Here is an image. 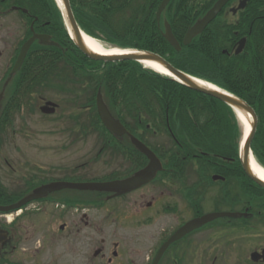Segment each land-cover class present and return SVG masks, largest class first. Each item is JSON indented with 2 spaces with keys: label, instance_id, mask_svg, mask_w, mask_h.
Returning a JSON list of instances; mask_svg holds the SVG:
<instances>
[{
  "label": "flooded vegetation",
  "instance_id": "1",
  "mask_svg": "<svg viewBox=\"0 0 264 264\" xmlns=\"http://www.w3.org/2000/svg\"><path fill=\"white\" fill-rule=\"evenodd\" d=\"M31 2L0 0V118L5 119L6 130L10 126L16 127L18 117L23 118L33 111V78H17L21 70L13 73L23 44L34 32L48 34L44 27L43 31L35 27V17L23 6H30ZM239 3L240 0L227 4L222 17L232 16L238 20L241 11L235 13L233 8ZM35 45L33 51L49 49V45L38 40ZM30 51L32 47L28 53ZM48 101L51 100L44 99L41 106ZM57 105V109L61 108L60 104ZM80 112L81 109H77L62 117L68 120L74 131H80L84 126ZM92 123L86 121L88 128L107 132V136L101 135V141L95 144L94 162L97 166L94 172L83 173L84 166L81 165L58 179H47L43 184L121 181L146 168L149 159L129 134L116 135L107 128L98 127V122H94L96 126H91ZM126 128L144 141L142 128ZM146 144L163 165L151 181L125 193L66 188L29 205H54L58 210L62 222L50 241L54 242L56 235L64 234L60 238L70 240L73 243L70 246L74 245L76 249L89 246L95 235L111 228L114 237L101 240V247L94 250L95 259L106 258V264H153L168 239L191 221L210 214L247 212V216L214 218L187 232L162 252L158 264H264V201L261 200L264 188L246 173L242 174L241 161L239 166L234 158H166L167 154L177 155L179 151L173 153L171 144L168 148H165L168 145L158 143ZM199 166L201 169L197 173ZM243 188L246 195H251H243ZM245 197L248 199H243ZM15 220L16 217L10 220L0 210V230L9 232V238L0 241V264H34L32 258L17 253L19 239L13 235ZM243 231L249 233L246 239L249 237L250 241L259 242H252L255 247L249 252H245L235 239L236 234ZM130 240L141 246L145 244L146 248Z\"/></svg>",
  "mask_w": 264,
  "mask_h": 264
},
{
  "label": "trees",
  "instance_id": "2",
  "mask_svg": "<svg viewBox=\"0 0 264 264\" xmlns=\"http://www.w3.org/2000/svg\"><path fill=\"white\" fill-rule=\"evenodd\" d=\"M70 1L85 33L117 47L159 54L177 69L246 101L258 116L251 150L264 167V0H251L236 22L229 23L218 16L189 46L183 45L188 28L217 0H172L165 16L182 45L181 51L164 38V28L157 23L156 12L162 0ZM32 4L23 6L38 18L35 27L41 31L44 27L59 47L49 46L47 51L37 52L33 51L34 45L17 78H33L34 89L53 79H63L61 88L73 83L83 84L84 89L87 80L94 83L92 79H96L92 96L81 98V109L94 110L97 115L95 99L103 88L110 110L126 126L142 128L146 143H151L149 135H162L185 157H197L200 151L210 157L234 158L240 164L244 131L232 107L138 62L89 59L69 36L56 0H32ZM243 37L247 38L246 47L236 55L235 47ZM174 156L177 155L165 157ZM38 185L33 183L25 194H16L2 187L0 181V202H17Z\"/></svg>",
  "mask_w": 264,
  "mask_h": 264
},
{
  "label": "rangeland",
  "instance_id": "3",
  "mask_svg": "<svg viewBox=\"0 0 264 264\" xmlns=\"http://www.w3.org/2000/svg\"><path fill=\"white\" fill-rule=\"evenodd\" d=\"M196 1L198 3L201 0ZM171 2L172 0L169 5ZM31 5H33L32 2ZM172 7L175 6L173 5ZM167 8L163 11L160 21H158V7L156 19L159 26L165 28V24H169L172 29V24L165 16ZM37 19L35 17V20ZM226 19L229 22L235 21L232 16ZM99 41L107 47H114V45L104 40ZM101 67L103 68V65ZM67 80L70 81L69 79ZM95 80L92 79L94 83H89V80H87L88 84H86L84 89L82 87L83 84L73 86V83L70 82H68L70 83L68 84L69 87L61 88L60 85L63 83V79L42 82L33 89V111L23 118L18 117L17 122H15L17 123L15 124V128L10 126L6 130L4 128L5 119L0 118V180L2 187L4 186L9 192L21 194L25 191L27 192L33 183L43 184L47 179H58L77 166H84V169L81 170L83 173L94 172V167L97 166L94 162L95 144L101 141V135L107 136V132L105 130H97L96 128H88L86 121L88 124L93 122L91 126H96L94 122H98V127L104 128V125L100 116H97L98 114L96 115L94 110L81 109L80 100L83 96H92L95 89ZM77 81L81 83V80ZM102 91L100 89L99 92L102 93V97L105 100ZM44 99L51 100L55 104H60L61 108L57 109V105L53 113H44L40 108L41 102ZM69 99L70 101L67 102ZM96 99L95 103L97 107ZM77 109H81L82 126L84 125L80 131L70 129L68 120L62 119L63 114L71 115L70 113L75 112ZM148 137L151 143H158L161 146L168 145L165 148H168L172 143L165 140L162 135H149ZM242 141L240 142V152ZM173 146L171 144V147ZM175 151H179V153L173 158L185 157L180 149L177 148ZM198 153V156L194 157L198 158V160H216L218 158L216 156L210 157L207 154H201L200 151ZM200 167H198L197 173L201 169ZM243 172L245 173V170ZM234 183L236 184V182ZM240 184L242 187L243 182L240 181L239 186ZM242 190L243 195H246L247 191L245 188ZM256 190L258 191L259 189L256 188ZM249 195L251 194L249 193ZM249 195L246 196L248 197ZM243 199L248 198L245 197ZM261 200L264 201V197ZM31 208L34 211L28 212ZM38 208L40 210L36 211ZM28 210H25L26 213L19 217L14 212L7 214L10 220L16 217L13 235L19 239L18 255L27 256L28 259L32 258L34 264H106V258H94V250L101 247L102 239L114 237L111 228L95 235V238L88 244L89 246L83 245L75 249L74 245L70 246V244H73L72 242L70 243V240L66 241L60 238L64 234H58L56 235L57 240L54 242L50 241L55 236L54 234L57 233V229L62 222L59 212L54 205L45 206L44 204H39L34 207L30 206ZM70 225L73 228V224ZM246 236H249V233L243 231L236 234V238H234L237 239L238 244L243 246L245 252H249L255 246L252 243L254 241H250L249 237L246 239ZM130 242L136 244L134 243L135 240L134 242L130 240ZM254 243L258 244L259 242ZM136 245L141 246L138 243ZM141 248H146L145 244ZM137 264H143V262H138Z\"/></svg>",
  "mask_w": 264,
  "mask_h": 264
},
{
  "label": "water",
  "instance_id": "4",
  "mask_svg": "<svg viewBox=\"0 0 264 264\" xmlns=\"http://www.w3.org/2000/svg\"><path fill=\"white\" fill-rule=\"evenodd\" d=\"M171 0H163L162 3L159 6L158 12H157V19L160 21L163 11L167 8ZM230 0H218L215 5L206 13V15L197 21L193 27H191L187 34L184 37L183 44L188 45L192 42V40L199 34H201L205 28L209 25L210 22H212L218 14L222 11L224 6L229 2ZM250 0H241L238 7L235 8L233 11L237 12L238 10H242L246 8L248 2ZM63 7L60 6L65 24L67 26V29L69 31L70 36L72 37L74 43L76 46L89 58L96 60V61H104V62H120V61H136V62H142L143 60L147 61H153L159 65H161L165 70H167L174 78V80H177L184 84L185 86L189 87L190 89H193L195 91H198L200 93H204L206 95L212 96L214 98H217L230 107H232L235 111L240 110L243 113L250 114L253 118L251 122V128L247 136H244V140L241 144V162L243 169L245 170L246 174L256 183H258L260 186L264 188V181L260 179L255 172L253 171L251 167V144L253 137L255 135L257 125H258V116L253 109L246 101L243 99L221 89L216 86L217 89H212L210 87L203 86L199 84L196 80H199L198 78H195L179 69L174 67L169 61H167L165 58L161 57L160 55L156 53H152L149 51H141V50H133V49H127L123 51H128L122 54L117 55H102L99 53H95L91 51L86 45L85 42L82 39V30L79 27L77 20L75 18L70 0H62ZM167 23V22H166ZM164 37L167 39V41L177 50L181 51L182 46L179 43V41L175 38L172 29L169 24H165V32ZM36 39H39L41 43L43 44H50V45H57L54 41H52V37L50 35L44 34H34L22 47V50L20 52V55L18 57L17 63L14 67L13 73L18 71L27 55V52L29 48L32 46V44L35 42ZM247 39L242 38L239 43L238 47L235 51L236 54H240L245 46H246ZM213 86V85H212ZM57 104H55L52 101L46 102L44 106L41 107V110L44 113H53L55 111V107ZM97 109L99 112V115L103 121V124L114 134L116 135H123V134H129L134 144L144 153L147 155V157L150 159L149 165L139 171L135 176H133L130 179L127 180H121V181H114V182H98V183H70V182H52L47 185H42L36 189L33 190L32 193L18 201L17 203H14L12 205L8 206H0V210L3 212H10L14 210L21 209L24 205L28 204L29 202H32L34 200L43 199L49 195V193L59 191L62 189H81V190H98V191H115L118 193L121 192H129L139 186H141L144 183H147L151 181L157 174L158 170L162 168V164L160 160L156 157L153 151H151L144 143L139 141L137 138H135L132 134H130L126 128L121 124L119 120H117L111 111L109 110L107 104L103 100V97L101 93L99 92L97 97ZM237 112V111H236ZM224 216H247V214L244 213H235V214H229V213H223V214H210L206 215L202 218L196 219L188 223L186 226L181 228L176 234H174L167 243L163 246L161 252L158 254L157 259L155 260L154 264H158L159 259L162 255V252L174 241L181 238L184 234L187 232H190L191 230H194L198 227H200L202 224L213 220L214 218L218 217H224ZM1 231V237L0 241L4 242L9 237V232L5 230Z\"/></svg>",
  "mask_w": 264,
  "mask_h": 264
},
{
  "label": "bare ground",
  "instance_id": "5",
  "mask_svg": "<svg viewBox=\"0 0 264 264\" xmlns=\"http://www.w3.org/2000/svg\"><path fill=\"white\" fill-rule=\"evenodd\" d=\"M59 3V6L63 7V2L62 0H56ZM83 41L85 42V45L93 52L95 53H99L102 55H117V54H122L128 51H123V49H119L116 47H107L105 45H103L99 40H97L95 37L82 32L81 34ZM50 45V44H47ZM46 46V45H45ZM143 65H145L146 67L162 74V75H166V76H170L169 72L167 70H165L161 65L153 62V61H147V60H143L141 62ZM199 84L206 86V87H210L212 89H217L216 87H214V85L212 86V84L207 83L206 81L199 79L196 80ZM218 90V89H217ZM237 111V115L239 116V119L243 125L244 128V133L245 136L248 135L250 128H251V122L253 120L252 116L250 114L247 113H243L240 110H236ZM251 167L253 169V171L255 172V174L264 181V168L256 161V159L254 158V155H251Z\"/></svg>",
  "mask_w": 264,
  "mask_h": 264
}]
</instances>
